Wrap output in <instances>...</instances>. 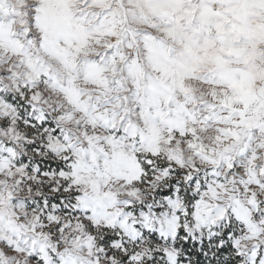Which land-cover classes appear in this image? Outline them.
<instances>
[{
  "label": "snow or ice",
  "instance_id": "obj_1",
  "mask_svg": "<svg viewBox=\"0 0 264 264\" xmlns=\"http://www.w3.org/2000/svg\"><path fill=\"white\" fill-rule=\"evenodd\" d=\"M0 264H264V0H0Z\"/></svg>",
  "mask_w": 264,
  "mask_h": 264
}]
</instances>
